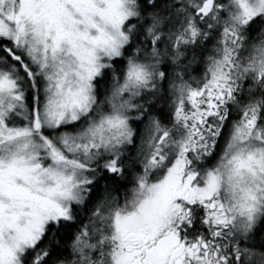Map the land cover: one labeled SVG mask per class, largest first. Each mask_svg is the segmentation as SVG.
Returning <instances> with one entry per match:
<instances>
[{"label":"snow or ice","instance_id":"1","mask_svg":"<svg viewBox=\"0 0 264 264\" xmlns=\"http://www.w3.org/2000/svg\"><path fill=\"white\" fill-rule=\"evenodd\" d=\"M0 264H264V0H0Z\"/></svg>","mask_w":264,"mask_h":264}]
</instances>
